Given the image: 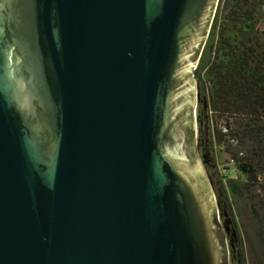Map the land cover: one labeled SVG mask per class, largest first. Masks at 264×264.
Returning a JSON list of instances; mask_svg holds the SVG:
<instances>
[{
    "label": "water",
    "instance_id": "obj_1",
    "mask_svg": "<svg viewBox=\"0 0 264 264\" xmlns=\"http://www.w3.org/2000/svg\"><path fill=\"white\" fill-rule=\"evenodd\" d=\"M216 3L0 0V264H226L190 72Z\"/></svg>",
    "mask_w": 264,
    "mask_h": 264
},
{
    "label": "trees",
    "instance_id": "obj_2",
    "mask_svg": "<svg viewBox=\"0 0 264 264\" xmlns=\"http://www.w3.org/2000/svg\"><path fill=\"white\" fill-rule=\"evenodd\" d=\"M263 20L264 0H218L193 71L212 142L239 174L210 177L233 232L235 264H264Z\"/></svg>",
    "mask_w": 264,
    "mask_h": 264
},
{
    "label": "rangeland",
    "instance_id": "obj_3",
    "mask_svg": "<svg viewBox=\"0 0 264 264\" xmlns=\"http://www.w3.org/2000/svg\"><path fill=\"white\" fill-rule=\"evenodd\" d=\"M218 3V0H217ZM216 3V5H217ZM216 9V8H215ZM259 28L264 30V20L259 24ZM207 36V35H206ZM196 61V60H195ZM193 69L190 71L193 73ZM193 81V149L196 160L198 159L201 164V170L209 189L214 208L217 209L216 219L219 228L225 237L224 246L227 250L226 264H235V258L233 256L232 247H234L233 232L229 225L227 216L221 213L219 209V202L216 192L214 191V185L210 183L211 176L226 175L230 178L239 176L238 172L230 162L228 156L222 151V149L216 146L211 139L212 127L210 126L209 118L207 117L205 98L195 94V85L197 89V82L194 78ZM221 204V203H220ZM223 208V207H222ZM248 263H250V257L247 255ZM253 262V261H252Z\"/></svg>",
    "mask_w": 264,
    "mask_h": 264
},
{
    "label": "flooded vegetation",
    "instance_id": "obj_4",
    "mask_svg": "<svg viewBox=\"0 0 264 264\" xmlns=\"http://www.w3.org/2000/svg\"><path fill=\"white\" fill-rule=\"evenodd\" d=\"M192 78H194L193 73H192ZM197 93L196 85H195V94Z\"/></svg>",
    "mask_w": 264,
    "mask_h": 264
}]
</instances>
